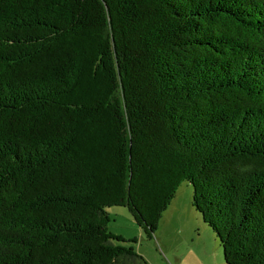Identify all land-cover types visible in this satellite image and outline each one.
Masks as SVG:
<instances>
[{
	"label": "trees",
	"instance_id": "16d2710c",
	"mask_svg": "<svg viewBox=\"0 0 264 264\" xmlns=\"http://www.w3.org/2000/svg\"><path fill=\"white\" fill-rule=\"evenodd\" d=\"M226 264H264V0H0V264H148L179 187Z\"/></svg>",
	"mask_w": 264,
	"mask_h": 264
},
{
	"label": "rangeland",
	"instance_id": "374dc122",
	"mask_svg": "<svg viewBox=\"0 0 264 264\" xmlns=\"http://www.w3.org/2000/svg\"><path fill=\"white\" fill-rule=\"evenodd\" d=\"M193 189L183 183L175 201L163 211L152 238L137 226L126 207L111 206L108 230L132 244L148 264H226L219 239L192 206ZM174 207V208H173Z\"/></svg>",
	"mask_w": 264,
	"mask_h": 264
},
{
	"label": "crops",
	"instance_id": "0c3cea01",
	"mask_svg": "<svg viewBox=\"0 0 264 264\" xmlns=\"http://www.w3.org/2000/svg\"><path fill=\"white\" fill-rule=\"evenodd\" d=\"M175 198H176V196H175ZM173 201H175V200L173 199V200L171 201V203L167 206V208L172 204ZM167 208H166V209H167ZM173 208H174V207H173Z\"/></svg>",
	"mask_w": 264,
	"mask_h": 264
}]
</instances>
